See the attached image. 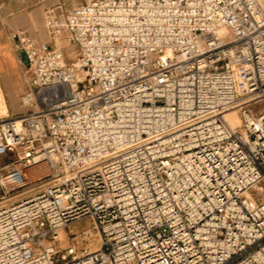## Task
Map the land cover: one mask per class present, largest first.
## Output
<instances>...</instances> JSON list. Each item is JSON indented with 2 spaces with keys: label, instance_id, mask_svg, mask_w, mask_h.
I'll list each match as a JSON object with an SVG mask.
<instances>
[{
  "label": "built area",
  "instance_id": "2783aa9c",
  "mask_svg": "<svg viewBox=\"0 0 264 264\" xmlns=\"http://www.w3.org/2000/svg\"><path fill=\"white\" fill-rule=\"evenodd\" d=\"M45 26L14 34L27 110L0 118V181L50 178L0 206V264H264L263 4L84 0ZM83 219L96 248H58Z\"/></svg>",
  "mask_w": 264,
  "mask_h": 264
},
{
  "label": "rangeland",
  "instance_id": "374dc122",
  "mask_svg": "<svg viewBox=\"0 0 264 264\" xmlns=\"http://www.w3.org/2000/svg\"><path fill=\"white\" fill-rule=\"evenodd\" d=\"M83 1L84 0H14L9 4V9L13 8L14 11H0V22L4 24L9 23L12 28H15L5 33L6 37L3 38V43L0 44V53L7 55V57L9 56L11 60V63L6 66L0 64V98L3 95L2 97L5 99L4 101L7 107L5 112L0 104V118L19 115L27 110V106L23 103V95L27 88L28 71L20 59V56H17V58L14 57L13 51L16 48V42L13 35L17 31L23 30L24 35L28 36L33 42L47 41L49 32L45 26V18L48 13L53 12L65 17L73 7L81 4ZM17 8H24V10L16 11ZM64 48L66 52H69L68 46ZM8 161V157H0V164H4ZM36 167L37 166H32L26 170L29 180L28 183L23 186L8 190L0 181V206L27 198L31 196L37 188L46 184L50 178V172L47 166L45 167V165H42L41 167ZM0 173H4L3 170H0ZM7 190L8 192H6ZM83 228H86L88 232L83 234ZM74 236H76V238L72 239ZM72 243L75 244L77 251L84 248H89L88 250L96 248L98 236L92 228L90 220L83 219L81 222L72 223L68 228L59 231L58 248H64ZM58 260L57 258L56 263L59 262Z\"/></svg>",
  "mask_w": 264,
  "mask_h": 264
},
{
  "label": "crops",
  "instance_id": "0c3cea01",
  "mask_svg": "<svg viewBox=\"0 0 264 264\" xmlns=\"http://www.w3.org/2000/svg\"><path fill=\"white\" fill-rule=\"evenodd\" d=\"M14 0H0V11H14L13 10V8H11V9H9V4H11L12 2H13ZM16 1H19V0H16ZM24 10V8H22V9H19V8H17L16 9V11H23ZM14 26V25H13ZM19 27V26H18ZM15 28H12L11 26H10V24L9 23H2V22H0V44H2L3 43V38H5L6 37V32H8V31H12V30H14ZM4 37H3V36ZM14 36V35H13ZM49 39V38H48ZM47 39V40H48ZM42 42V41H41ZM34 43H39L38 41H34ZM13 53H14V57H16L17 58V56H20L19 54H18V52H17V50H16V48L14 49V51H13ZM13 55V54H12ZM4 56H6V57H4ZM20 59L22 60V62H23V64L25 65V63H24V61H23V58L20 56ZM11 63V60L9 59V56L7 57V55H3L2 53H0V64L1 65H8V64H10ZM26 66V65H25Z\"/></svg>",
  "mask_w": 264,
  "mask_h": 264
},
{
  "label": "bare ground",
  "instance_id": "6f19581e",
  "mask_svg": "<svg viewBox=\"0 0 264 264\" xmlns=\"http://www.w3.org/2000/svg\"><path fill=\"white\" fill-rule=\"evenodd\" d=\"M260 3H262L263 4V7H264V0H258ZM1 92V91H0ZM3 96V95H2ZM1 96V106H2V109L6 112V110H7V107H6V104H5V99H3V97ZM227 118L230 120V122L232 123V124H238V116L235 114V113H231V114H228L227 115ZM42 165H45V167L47 166V168H48V170L49 171H51V167H50V165L47 163V162H43V161H41V160H39L38 162H36L33 166H37V167H41ZM32 167V166H31ZM30 167V168H31ZM36 167V168H37ZM35 169V168H34ZM31 170V169H30ZM39 170H40V168H39ZM32 171V170H31ZM32 173V172H31ZM30 173V174H31ZM35 173V172H34ZM33 173V174H34ZM32 175V174H31ZM38 175H39V173H38ZM33 176V175H32ZM31 177V176H30ZM35 177V176H34ZM33 178V177H32ZM9 180V178L7 177V176H5L4 178H2L1 179V183L2 184H5L6 185V189H8L9 187H8V185L6 184V182ZM28 180H29V176L27 175V172H25V178L22 180V181H20V183L18 184V186H23V185H25L26 183H28ZM91 244V243H90ZM97 244V243H96ZM89 246V245H88ZM91 247V246H90ZM92 248V247H91ZM89 249V248H88Z\"/></svg>",
  "mask_w": 264,
  "mask_h": 264
},
{
  "label": "water",
  "instance_id": "95a60500",
  "mask_svg": "<svg viewBox=\"0 0 264 264\" xmlns=\"http://www.w3.org/2000/svg\"><path fill=\"white\" fill-rule=\"evenodd\" d=\"M13 38L15 39V41H16V36H13ZM24 62H25V60H23Z\"/></svg>",
  "mask_w": 264,
  "mask_h": 264
}]
</instances>
